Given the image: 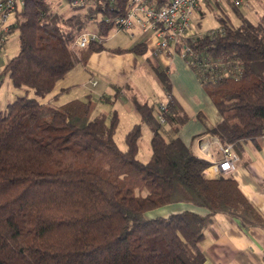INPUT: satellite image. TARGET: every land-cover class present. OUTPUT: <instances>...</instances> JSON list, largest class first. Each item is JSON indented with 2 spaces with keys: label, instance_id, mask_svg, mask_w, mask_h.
Wrapping results in <instances>:
<instances>
[{
  "label": "trees",
  "instance_id": "trees-1",
  "mask_svg": "<svg viewBox=\"0 0 264 264\" xmlns=\"http://www.w3.org/2000/svg\"><path fill=\"white\" fill-rule=\"evenodd\" d=\"M63 1L25 0L10 28L19 50L2 70L16 92L0 99V264H206L202 241L215 213L264 227L235 177L208 176L212 162L178 135L189 116L174 96L165 122L156 103L135 100L142 121L126 132L125 147L116 139L117 110L96 113L91 96L58 102L68 89L53 92L58 80L105 47L115 28L107 17L129 7L89 0L61 10ZM260 5L252 17L231 0L219 3V25L187 39L190 63L222 116L216 125L201 118L222 144L264 134ZM87 29L98 38L74 46ZM158 73L170 92L168 73ZM143 122L153 129L147 160L139 157Z\"/></svg>",
  "mask_w": 264,
  "mask_h": 264
},
{
  "label": "crops",
  "instance_id": "crops-1",
  "mask_svg": "<svg viewBox=\"0 0 264 264\" xmlns=\"http://www.w3.org/2000/svg\"><path fill=\"white\" fill-rule=\"evenodd\" d=\"M206 10L209 9L200 8L192 16L194 30L200 28L205 16L202 12ZM118 31L127 32V37L131 38L118 37L109 45L107 40L115 39ZM158 39L156 34L136 27H115L104 40L105 47L92 51L85 61H77L74 68L58 80L59 89L55 92L68 88L59 95L58 102L91 96L97 103L96 113H111L115 109L119 113L120 122L122 116L126 117L127 132L135 123L142 121L141 113L135 106L136 99L155 104L158 100L167 98V94L171 92L172 97L180 102V108L190 115L180 125L178 135L197 154L212 163L222 160L224 154L220 148V140L211 145H202V141L217 137L206 131V123L201 118L203 116L210 125L218 124L222 116L216 104L190 61L175 51L173 45L170 47L172 51L158 48ZM140 42H145L147 46L144 53L131 49ZM162 69L170 77V92L166 91L164 83L158 77V70ZM9 82L11 93L8 100H11L16 90ZM145 127L150 128L152 136V126L143 122L142 131ZM231 148L237 153L238 161L229 174L235 177L241 190L264 217V134L256 139L231 144ZM206 173L210 177L218 175L209 171V168ZM202 246L206 253V264H264V227L244 226L238 218L217 212Z\"/></svg>",
  "mask_w": 264,
  "mask_h": 264
},
{
  "label": "built area",
  "instance_id": "built-area-1",
  "mask_svg": "<svg viewBox=\"0 0 264 264\" xmlns=\"http://www.w3.org/2000/svg\"><path fill=\"white\" fill-rule=\"evenodd\" d=\"M89 0H68L69 7L78 8L85 6ZM227 0H169L165 4L157 5L153 0H129V7L125 12L117 13L107 17L112 20L116 28H139L144 32L154 33L158 36V48L170 49L174 44V50L190 61V44L187 39L195 36L192 28V16L198 9L217 10L218 4ZM235 5L244 10L254 8L253 0H231ZM264 1V0H263ZM25 3V0H0V82L2 81V70L4 68L1 58L3 47L10 35V28L14 18ZM98 38L97 31L87 29L78 34L75 38L74 46L84 47L90 41ZM169 51H172L170 49ZM172 94L168 93L167 98L158 103V118L160 122H165V114L171 109ZM205 140V139H203ZM202 141V145H211L218 141ZM220 148L224 158L213 162L208 168L209 171L217 174H226L234 170L238 161L231 144L220 143Z\"/></svg>",
  "mask_w": 264,
  "mask_h": 264
},
{
  "label": "rangeland",
  "instance_id": "rangeland-1",
  "mask_svg": "<svg viewBox=\"0 0 264 264\" xmlns=\"http://www.w3.org/2000/svg\"><path fill=\"white\" fill-rule=\"evenodd\" d=\"M254 1V8L251 9H247L245 10V12H247L248 14H250L252 17H256L261 8V0H253ZM68 0H64L60 6L61 10H67L69 9V4L67 3ZM260 2V3H259ZM228 8H230L229 4H225ZM218 13L217 10H206L205 12V16L204 18L201 20V25L200 28H195L194 33H201L203 31L209 30L212 27H216L219 25V20L216 16L215 13ZM198 27V26H197ZM93 29V28H91ZM199 29V30H196ZM127 32L124 31H118L117 32V36L115 39L112 40H107V43L109 45H112L114 43V40H116L118 37H127ZM127 38H131L127 37ZM172 47V46H171ZM173 48H174V44H173ZM19 50V34L18 31H13L12 33H10L9 38L6 40L4 47H3V55L1 58V62L3 64V66L5 65V63L7 62V60L13 56L14 54H16ZM160 82H163L161 77L158 75ZM10 79H9V75L8 73H3L2 74V81L0 82V99L2 103H5L9 97H10V93H11V88H10ZM59 83L57 82L53 92H55L56 90L59 89ZM152 87L153 89H155V85L154 83H152ZM16 90V89H15ZM166 95V94H165ZM165 97V96H164ZM161 100H158L157 103H159ZM156 103V104H157ZM119 116V113H118ZM190 116V115H189ZM118 121V126H117V132H116V139L118 141V144L121 147H125L126 142H125V133L126 130L128 128H125L127 125V119L126 117L122 116L121 118V122ZM150 130V128L148 129L147 127H145V129L143 130L142 133V139H141V148L139 151V157L142 158L143 160H147L150 158L151 156V130L150 132H148ZM163 209H160L159 211H156L155 214H159V213H164Z\"/></svg>",
  "mask_w": 264,
  "mask_h": 264
}]
</instances>
